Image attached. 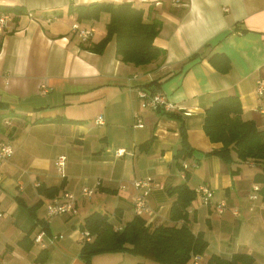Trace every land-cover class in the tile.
Segmentation results:
<instances>
[{"label": "crops", "instance_id": "crops-1", "mask_svg": "<svg viewBox=\"0 0 264 264\" xmlns=\"http://www.w3.org/2000/svg\"><path fill=\"white\" fill-rule=\"evenodd\" d=\"M94 1L102 0H0L7 16L0 30V142L13 148L0 166V264H108L102 252L81 257L84 240L93 237L83 236L84 217L99 211L115 230L123 227L135 215L136 178H150L146 224L185 222L203 234L207 246L198 264L236 251L264 264V199L260 190L250 196L254 183L262 186L255 175L264 163L207 153L220 142L203 129L205 108L237 94L242 117L264 131V91L256 92L264 78V0H105L142 5L146 17L160 22L154 43L164 52L146 64L121 60L114 36L102 50L91 49L105 36L110 14L80 18L76 6ZM74 23L92 34L83 40ZM214 51L228 55V71L211 64ZM154 79L171 107L142 105L138 91ZM182 128L194 151L176 159ZM61 154L63 173L55 164ZM181 182L195 195L187 219L171 220L176 192L168 189ZM201 184L213 190L210 199L196 191ZM51 186L59 187L54 195H76L74 210L48 214L45 204L54 195L44 188ZM83 186L93 192L83 195ZM41 231L42 242L35 241ZM126 257L123 250L116 262ZM139 263L159 264L141 255L124 264ZM185 264H193L192 255Z\"/></svg>", "mask_w": 264, "mask_h": 264}, {"label": "trees", "instance_id": "trees-1", "mask_svg": "<svg viewBox=\"0 0 264 264\" xmlns=\"http://www.w3.org/2000/svg\"><path fill=\"white\" fill-rule=\"evenodd\" d=\"M76 8L80 18L96 19L102 10H108L110 14L105 36L91 49L102 50L108 39L114 36L116 53L126 62L146 64L164 52L161 46L154 43L160 22L146 17L144 6L130 1L114 3L102 0L79 4ZM208 44L210 43L206 42L204 45ZM208 59L221 72H226L231 67V60L223 51H214ZM160 82L154 79L142 84V88L155 92ZM241 113V100L237 94L219 96L205 108L203 129L211 141L220 142L219 146L206 152L215 154L224 161H230L234 152L239 160L250 158L264 163V131L252 119H244ZM193 151L194 147L189 144L182 128V139L174 153L175 158H184ZM255 179L262 184L259 190L264 199V167L261 172L256 173ZM58 190V186L44 188L48 196L54 195ZM168 190L170 193L176 192L169 211L171 220H186V207L195 195L194 189L189 188L186 182H181ZM42 223L45 224L43 221ZM82 229H88L93 235L91 240H84L80 248V255L86 260H90L96 253L129 250L163 264H185L192 254L202 253L207 246L203 234L193 232L185 222L180 225L158 224L150 227L138 214L115 230L106 213L92 211L84 217ZM253 261L252 254L236 251L229 258L212 254L208 264H253Z\"/></svg>", "mask_w": 264, "mask_h": 264}, {"label": "built area", "instance_id": "built-area-1", "mask_svg": "<svg viewBox=\"0 0 264 264\" xmlns=\"http://www.w3.org/2000/svg\"><path fill=\"white\" fill-rule=\"evenodd\" d=\"M6 19L7 16L5 14H0V30H2L5 25H6ZM73 29L77 32V34L85 40L87 37H89L90 34H92V28L87 29L80 27L78 23H74ZM264 91V78H260L257 80V92L261 94ZM138 95L142 99V105L145 107L149 108H157V107H165L169 108L172 106V104L168 101H166L164 94H162L159 91L155 92H150L147 89H140L138 91ZM260 110L264 112V104L261 105ZM97 123H102L103 118L101 114H98L95 118ZM139 125H142L141 120H137ZM13 152V148L11 144L7 141H1L0 142V166L3 163V160L10 156ZM118 153H123L124 148H118L117 149ZM65 155L61 154L57 156L55 160V164L62 172V168L64 165L65 161ZM132 185L135 188L136 193L133 195L132 198V203H133V208L135 214H143L145 212L150 211V206H149V201H148V194H149V189H150V178H136L132 180ZM253 191L250 196L251 197H256L258 195V190L260 189L258 183H254L252 185ZM196 191L201 194L204 198L210 199L213 190L210 188V186L206 184H201L196 187ZM93 192V189L89 186H83L81 189V193L83 195H90ZM75 200H76V195L73 194L71 191L64 190L61 194H57L49 198V200L46 202V210L48 214H59V213H65V212H70L74 210L75 207ZM216 208L218 210H222L224 208V202L220 201L216 204ZM1 214V213H0ZM44 232H39L36 234L34 237L35 241H41L42 242V235ZM90 232L88 229H85L83 231V236L86 239L90 238ZM56 237L53 236L51 239H54ZM199 258L200 254L199 253H194L192 254V259H193V264H198L199 263Z\"/></svg>", "mask_w": 264, "mask_h": 264}, {"label": "rangeland", "instance_id": "rangeland-1", "mask_svg": "<svg viewBox=\"0 0 264 264\" xmlns=\"http://www.w3.org/2000/svg\"><path fill=\"white\" fill-rule=\"evenodd\" d=\"M107 13H104L102 16H101V18H100V20H99V26L101 27V25H102V23L105 21V19H106V17H107ZM260 79V78H259ZM256 92H257V87H256ZM258 93V92H257ZM263 93V92H262ZM261 93V94H262ZM259 94V93H258ZM261 111V110H260ZM262 112V111H261ZM263 114H264V112H262ZM61 173H63V170H62V172ZM212 196H213V194H212ZM211 196V197H212ZM123 250H118V251H108V252H102L103 254H102V257L104 258V260L105 261H107V263L108 264H124L127 260H129L130 258H135L136 256H137V254H134V253H132L131 251H129V250H124V252H126V258H125V260H123V261H121V262H119V263H117L116 262V258H118V257H120V253L122 252ZM97 254V253H96ZM101 254V253H100ZM136 255V256H135ZM139 257V256H138ZM150 259V258H149ZM151 260H153V259H151ZM155 261V260H154ZM157 262V261H156ZM140 264V263H139ZM159 264H163V263H160L159 262Z\"/></svg>", "mask_w": 264, "mask_h": 264}]
</instances>
